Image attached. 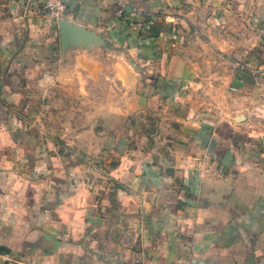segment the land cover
Masks as SVG:
<instances>
[{
    "label": "crops",
    "instance_id": "0c3cea01",
    "mask_svg": "<svg viewBox=\"0 0 264 264\" xmlns=\"http://www.w3.org/2000/svg\"><path fill=\"white\" fill-rule=\"evenodd\" d=\"M46 2L0 0V264H264V0H67L65 51Z\"/></svg>",
    "mask_w": 264,
    "mask_h": 264
},
{
    "label": "water",
    "instance_id": "95a60500",
    "mask_svg": "<svg viewBox=\"0 0 264 264\" xmlns=\"http://www.w3.org/2000/svg\"><path fill=\"white\" fill-rule=\"evenodd\" d=\"M58 26L61 37V48L64 51L72 47L103 46L105 44L103 38L95 32L75 26L66 19L59 20Z\"/></svg>",
    "mask_w": 264,
    "mask_h": 264
},
{
    "label": "built area",
    "instance_id": "2783aa9c",
    "mask_svg": "<svg viewBox=\"0 0 264 264\" xmlns=\"http://www.w3.org/2000/svg\"><path fill=\"white\" fill-rule=\"evenodd\" d=\"M124 5L131 6V0H117ZM67 0H47L45 5V12L48 16L57 22L63 19L67 12Z\"/></svg>",
    "mask_w": 264,
    "mask_h": 264
},
{
    "label": "rangeland",
    "instance_id": "374dc122",
    "mask_svg": "<svg viewBox=\"0 0 264 264\" xmlns=\"http://www.w3.org/2000/svg\"><path fill=\"white\" fill-rule=\"evenodd\" d=\"M241 62H243L245 65L247 64V61H241ZM245 65H244V66H245ZM245 67H246V66H245Z\"/></svg>",
    "mask_w": 264,
    "mask_h": 264
}]
</instances>
